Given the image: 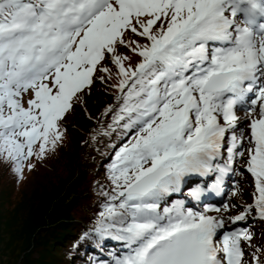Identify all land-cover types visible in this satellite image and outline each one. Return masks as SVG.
<instances>
[{
	"label": "snow or ice",
	"instance_id": "snow-or-ice-1",
	"mask_svg": "<svg viewBox=\"0 0 264 264\" xmlns=\"http://www.w3.org/2000/svg\"><path fill=\"white\" fill-rule=\"evenodd\" d=\"M128 31L146 43L133 47ZM120 45L141 58L135 67ZM106 56L122 77L113 123L128 135L93 230L127 247L113 264H249L252 235L207 214L228 204H189L220 194L247 150L254 204L229 219L253 209L264 219V0H0V156L20 178L62 141L78 94L98 66L109 72ZM237 110L251 116L247 148Z\"/></svg>",
	"mask_w": 264,
	"mask_h": 264
},
{
	"label": "rangeland",
	"instance_id": "rangeland-1",
	"mask_svg": "<svg viewBox=\"0 0 264 264\" xmlns=\"http://www.w3.org/2000/svg\"><path fill=\"white\" fill-rule=\"evenodd\" d=\"M145 41L146 40L143 37L135 36L133 38V42H138L139 44H143V42ZM119 50L121 56L125 55V57H128V59L124 60L125 68H128L130 65L135 67V65L141 59L134 51H132L128 47L123 46ZM132 58H134L135 60L133 63L130 62V59ZM108 69L109 72H101V77H103V79H96L94 95L90 96L92 102L94 103V110L97 106L96 99L100 100V95L104 96L105 94L109 93L114 94V91L117 90L115 85L119 84L122 78L119 74L118 66L115 63L110 62L108 65ZM90 87H88V89H90ZM117 94L119 95V92H117ZM82 102H86V96L85 99L82 100ZM117 106L118 102L116 99L114 114L117 111ZM83 111H86L85 106ZM104 113L105 111L101 113L103 115L100 118V124L103 122L105 116H108V114L104 115ZM74 114L75 111L73 109V111L64 120V125L62 123V129L65 127L64 134L65 132L67 133L65 134L62 146L73 150L77 148L75 145V139L79 137L81 132L73 125L74 123L79 121V119H77ZM114 114L111 113L112 117ZM85 116L87 118H91V114L87 113V111L85 112ZM243 116L245 118L251 119V116H249L247 112H245ZM99 126L100 125L96 122L95 127L90 129L89 135H86V141L82 143L84 144L86 142L84 145H82L84 148L82 147V149L78 152L79 156H81L84 161L80 162L78 160H75V164L71 165L66 159L67 156L63 157L62 159L59 158L61 156V151H49V153L47 154L48 156L43 159V162L46 161L49 157V161L51 159L53 161H56L55 163L58 167V173H61L60 176L64 175L65 177H69L70 175H72V172L76 175V173L81 172V170L79 169L80 167L87 166L90 172V174H88V177L92 176V189L98 188L102 189V191L104 192L109 188L112 190L113 185L108 179V169L114 159V156L106 162L108 163L106 166H102V163H100V157L97 158V156L99 155L98 152L100 151V145L103 146V142L105 139L102 138V140H100L101 138H98L97 140H94L93 132L98 131ZM247 156L248 153L247 150H245V157L243 160L244 164L246 163ZM35 159H37V157L34 156L24 162L23 178H20L14 171V168H12V166L14 165L11 163L12 160H7L5 162L0 161V190L2 189V192L0 193V264H44L41 257L43 256L42 254L44 252H47L48 248L51 247V232L53 229V225L55 224L53 222H50L51 220L49 217L45 216V211L48 210V204L50 203V201H52L50 206H52L53 204L56 207H58L60 204L61 206H64L69 202V198L73 196V194L69 195V192L73 190V187H69L73 186L70 185L73 184L72 180L69 181L67 185L68 188L66 187V184L65 186H62L64 187L63 189H56V186L53 187V185L57 184V179L53 180V177L57 178L59 176L58 173H49L48 177H51H49V181L46 177V181L41 182V178L39 179L38 177L40 175L38 174V172L41 174L48 172V163L45 166H40L39 163L36 165ZM12 162L14 163V161ZM5 163L8 165L7 169L4 166ZM29 165L36 166L37 170L35 169V167L29 169ZM71 168L72 171L70 172ZM96 170L97 172L100 170V172L96 174ZM240 177L241 180L237 179L233 182L234 187H232L228 191L226 197L225 203L228 204L231 211L221 212L223 213V216L228 215L227 219L232 217L233 214L231 212L242 211V206L240 205L242 200L246 196H248L246 195L247 192H252V190H250L252 188L250 181L252 175L250 173H247L244 169L240 174H238V178ZM245 178L246 180H244ZM46 185L49 189L42 188ZM234 189H238V191L234 193ZM92 191V200L87 204V207L91 203L93 205L96 204L98 201L97 194L94 190ZM56 196L59 197L55 199ZM105 198L106 197L104 196L99 200H103L104 203V201L106 200ZM54 200L55 203L53 202ZM247 200L250 199L248 198ZM90 216L91 215L89 214L88 217ZM252 221V219H249V223H247V225H253ZM238 227L240 228V225ZM253 228V232L250 233L252 235V240L250 242L252 246L244 247L245 256L248 254L249 250H251L252 252H257L259 248L258 255L261 257V260H264L262 259L264 258V255L262 256L264 252V228H259V226H254ZM94 229L95 228H93L91 231L93 234ZM77 230L78 229H76V231L74 232L76 233ZM80 231L81 229L78 230V232ZM85 234L86 233L82 234L81 237L72 244V246L75 247L77 245L85 244L86 240L89 238L88 235L85 236ZM74 235H72V237H74ZM97 237L99 238V236ZM70 242L71 240L66 244H69L70 246ZM245 244L246 242L242 241V246H244ZM65 248L66 246H64L62 249H57V253L59 255L67 254L68 249ZM112 251L113 250H110V252ZM251 254L252 253H250V260L249 258L245 259L249 261V264H253ZM102 259L105 258H95L93 260V263H97Z\"/></svg>",
	"mask_w": 264,
	"mask_h": 264
},
{
	"label": "trees",
	"instance_id": "trees-1",
	"mask_svg": "<svg viewBox=\"0 0 264 264\" xmlns=\"http://www.w3.org/2000/svg\"><path fill=\"white\" fill-rule=\"evenodd\" d=\"M95 84H96V80L93 87L91 88V92L90 93L84 92V96L79 97V100L74 101L73 103L74 111H75L74 115L77 119H79V121L74 123L73 125L76 129L78 128V130L81 131L79 137L75 139V145L77 148L73 150V149H68L65 146H62L64 142L65 134H67L65 132L62 141L58 143L55 150L54 151L50 150L51 152L61 151V156L59 158L62 159L63 157L67 156L66 159L71 165L75 164V160L76 161L78 160L80 162L84 161V159L78 154L79 150H81L83 147L82 145H84L86 142L84 144L82 143L86 141V135L89 133L90 129L95 127L96 122L99 120L98 115L101 112L102 107L105 106L106 103H112L114 99V94L109 93V94H105L104 96L100 95L101 99L100 100L96 99L97 106L96 109L94 110L93 109L94 103L92 102L90 96L94 95ZM85 96H86V102H82V100L85 99ZM84 106L86 107L87 113L91 114V118H87L85 116L86 111L85 112L83 111ZM112 109H113L112 112H114L115 107L114 108L112 107ZM112 112L107 113L108 116H105L101 125H105L108 121L112 122L113 120V117L111 115ZM98 124L100 125V123ZM119 132H122V129H120ZM93 136H94V140H97L98 138H101L100 140H102V138H104L102 136H99V131H94ZM112 141L113 139H108L107 141L103 142V146H105V151L104 152L101 151L100 156L99 155L97 156V158L100 157V163L102 164H104L105 162L104 159L106 158V156H108L107 150L111 147ZM48 153L49 151L46 153V155L43 158L35 159L36 165L39 163L40 166H45L48 163V169H47L48 172H45L43 174L38 172V174H40L38 177L39 179L41 178V182L46 181L45 179L46 177L48 178L49 181V179L51 178L50 176H49L50 178L48 177L49 173L51 174H53V172L58 173V167L57 164L55 163L56 161H53L52 159L49 161L50 159L49 157L46 161L43 162V159H45L48 156L47 155ZM98 153H100V151ZM7 160L11 161V159H8L6 156H0L1 162H5ZM11 163L14 164L12 168H15V163H13L12 161ZM4 166L6 169L8 168V165L6 163L4 164ZM35 169L37 170L36 166ZM79 169L81 170V172L76 173V175L72 172V175H70L69 177H65L64 175L60 176L61 173H58L59 176L57 178L53 177V180L57 179V184L56 185L52 184L53 187L56 186V189L59 188L63 189L64 187L62 186H65V184L67 187L69 181L72 180L73 184L70 185L73 186H69V187H73V190L69 192V195L73 194V196L69 198L70 199L69 202L64 206H61V204L58 207H56L54 204L50 206L52 202L50 201V203L48 204L49 205L48 210L45 211V216L49 217L51 220L50 222H53L55 224L53 225V229L51 232V241H52L50 243L51 247H49L47 252H44L42 254L43 256L41 257L44 264H84V262L87 261V254L90 251L89 248H91L90 244H95L98 242L97 239L94 237V235L92 233H89L90 236L89 243L87 242L86 244L79 245L75 247L73 250L69 249V244H66L70 240L72 242L75 238L77 239L80 236L81 232H88V230L92 226L96 225L99 219V213L103 210V205H104L103 201L99 200L104 197V195L102 194L104 193V191L98 188L95 189L91 188L92 176L88 177V174H90L88 167L82 166ZM71 171L72 168L70 169V172ZM98 172H100V170ZM98 172L96 170V174H98ZM42 188L49 189L47 185L43 186ZM1 190L0 193L2 192ZM92 190H94L95 193L97 194L98 201L96 204L93 205L91 203L87 207V204L90 203L92 200V195H93ZM105 192H111V191L110 189H107ZM58 197L59 196H56L55 199H57ZM53 202L55 203V200ZM89 214L91 215L90 217H88ZM76 229L78 230L81 229V231L78 232L77 230L78 233L77 232L75 233L74 231H76ZM72 235H74L75 238L72 237ZM64 246H66V248L70 250V252L65 255L64 254L59 255L57 253V249L59 248L62 249Z\"/></svg>",
	"mask_w": 264,
	"mask_h": 264
}]
</instances>
